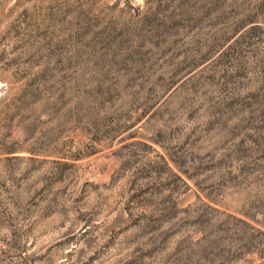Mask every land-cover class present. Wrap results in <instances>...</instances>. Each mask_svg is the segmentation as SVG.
Wrapping results in <instances>:
<instances>
[{
	"label": "rangeland",
	"instance_id": "1",
	"mask_svg": "<svg viewBox=\"0 0 264 264\" xmlns=\"http://www.w3.org/2000/svg\"><path fill=\"white\" fill-rule=\"evenodd\" d=\"M0 264H264V0H0Z\"/></svg>",
	"mask_w": 264,
	"mask_h": 264
}]
</instances>
